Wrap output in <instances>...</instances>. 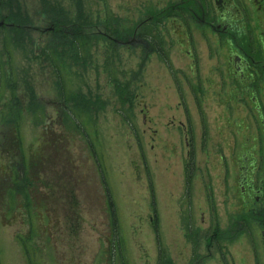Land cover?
I'll list each match as a JSON object with an SVG mask.
<instances>
[{
    "label": "rangeland",
    "instance_id": "obj_1",
    "mask_svg": "<svg viewBox=\"0 0 264 264\" xmlns=\"http://www.w3.org/2000/svg\"><path fill=\"white\" fill-rule=\"evenodd\" d=\"M165 3L12 0L20 22L4 21L9 8L1 7L0 264H197L191 250H203L204 242L184 236L187 224L191 219L203 229L222 222L219 155L230 147L234 119L243 112L219 102L222 91L200 34L193 35L191 58L189 43L168 19L155 17L143 29L164 48L174 81L152 44H123L135 36L112 33L114 26L133 28L145 9L153 15ZM54 18L84 43L52 37ZM113 81L126 91L125 102ZM177 88L192 122L189 195L190 146L179 124L184 111ZM70 112L86 138L70 126ZM232 207L228 199L226 209ZM245 241L220 242L202 264H250Z\"/></svg>",
    "mask_w": 264,
    "mask_h": 264
},
{
    "label": "flooded vegetation",
    "instance_id": "obj_2",
    "mask_svg": "<svg viewBox=\"0 0 264 264\" xmlns=\"http://www.w3.org/2000/svg\"><path fill=\"white\" fill-rule=\"evenodd\" d=\"M143 16L133 28L114 26L120 31L121 38L130 34L136 37L123 44L141 40L149 42L161 60L162 57L168 60L164 48L143 31L155 17L168 19L171 25L179 28V36L185 37L189 43L191 51L188 55L191 54L192 58V51L196 52L193 35L200 34L206 58L213 62L211 73L222 91L219 102L228 109L241 108L243 112L234 119L236 126L230 133V147L219 155L224 218L217 225L209 221L203 229H197L190 219L187 224L190 233L184 236L193 242L195 237L204 242L203 245L198 244L203 250L192 249V255L197 252V264H202L204 259L212 256L220 242L244 236L250 252V264H264V0H166L158 13L148 14L147 8ZM52 29L51 26L42 31ZM108 39L122 43L111 37ZM168 62L164 64L176 81V69ZM206 79L210 84L213 77ZM177 92L184 111V121L179 124L185 125L184 142L190 146L185 158L188 161L184 164V189L189 195L194 173L192 122L180 88ZM203 97L206 98L205 95ZM194 98V103H197L198 98ZM202 132L205 135V130ZM31 162L26 170L29 177L36 170ZM228 199L233 201L231 211L227 210ZM210 210H214L212 203ZM163 256L165 254L160 253V257ZM166 263L167 260L160 264Z\"/></svg>",
    "mask_w": 264,
    "mask_h": 264
},
{
    "label": "trees",
    "instance_id": "obj_3",
    "mask_svg": "<svg viewBox=\"0 0 264 264\" xmlns=\"http://www.w3.org/2000/svg\"><path fill=\"white\" fill-rule=\"evenodd\" d=\"M13 1H15V0H13ZM11 2H12V0H0V9H1V7L2 6H6V7H8L7 9H8V11H7V13L5 14V15H3L2 17L5 19L4 21H8V20H12V19H14L16 22H20L21 21V19H19V18H15V17H13L14 15H13V9H10L11 8ZM16 5V4H15ZM16 7V6H15ZM50 8H52V7H50ZM1 11V10H0ZM49 12H53L51 9H49L48 10ZM2 13L0 12V15H1ZM13 15V16H12ZM53 22H55L54 23V32L55 33H52L51 34V36L52 37H55L56 39L57 38H59V39H64L65 37H67V36H69V35H71L73 38L72 39H74V42L76 41V43L80 40V42L83 44L84 43V37H83V35L82 34H79L78 33V35H77V33H71V34H68V33H64V32H62V20H58L57 18H54V21ZM62 23V24H61ZM65 24V23H64ZM113 28V27H112ZM112 33H114L115 35L117 34V35H120V31L118 30V29H116V28H113L112 29ZM51 37V38H52ZM52 39H54V38H52ZM66 41H68L67 39H65ZM66 44V43H65ZM41 50V53H43V52H45V49H43V47H41L40 48ZM57 56V55H56ZM58 57V56H57ZM50 61H52V62H54V64H53V66H54V68H56V69H59L60 70V66L57 64V61H56V59H54V57H50V59H49ZM162 60L166 63V65L167 64H169V62H168V60L167 59H165L164 57H162ZM113 82H115L114 83V85H115V87H116V89H118L117 91H116V93L119 95V97L125 102V98H123L124 96L123 95H125V96H127L126 95V91L125 90H122V88L120 87V85H118V83L116 82V81H113ZM119 86V87H118ZM70 98V96H68L67 97V99L69 100V101H71V99H69ZM79 118H78V115L77 114H75V113H72V112H70V118H69V120L71 121V125L70 126H74L75 128H76V130L78 131V132H80V134L81 135H84V137L86 138V136H85V132H86V130H84V126L83 125H80L81 124V122H80V124H79V120H78ZM33 163V162H32ZM34 165L36 166L37 165V162L35 163V161H34ZM23 242V244H25L24 243V241H22ZM25 249H26V245H25ZM27 250V249H26Z\"/></svg>",
    "mask_w": 264,
    "mask_h": 264
},
{
    "label": "water",
    "instance_id": "obj_4",
    "mask_svg": "<svg viewBox=\"0 0 264 264\" xmlns=\"http://www.w3.org/2000/svg\"><path fill=\"white\" fill-rule=\"evenodd\" d=\"M2 22H0V26H1Z\"/></svg>",
    "mask_w": 264,
    "mask_h": 264
}]
</instances>
